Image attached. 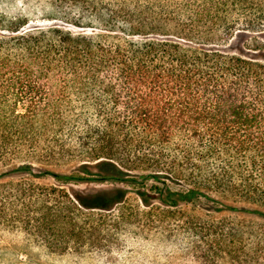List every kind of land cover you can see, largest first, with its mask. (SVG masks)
Segmentation results:
<instances>
[{"label":"trees","instance_id":"16d2710c","mask_svg":"<svg viewBox=\"0 0 264 264\" xmlns=\"http://www.w3.org/2000/svg\"><path fill=\"white\" fill-rule=\"evenodd\" d=\"M52 2L95 17L98 33L24 31V21L0 17L9 32L0 29V177L150 185L165 208L263 212L264 63L207 47L264 32V0ZM69 151L86 158L79 174L12 164L21 153L33 160ZM126 193L77 195L69 210L109 211ZM59 209L42 206L51 224L42 216L37 228L58 227L68 251L83 228Z\"/></svg>","mask_w":264,"mask_h":264},{"label":"rangeland","instance_id":"374dc122","mask_svg":"<svg viewBox=\"0 0 264 264\" xmlns=\"http://www.w3.org/2000/svg\"><path fill=\"white\" fill-rule=\"evenodd\" d=\"M1 16L7 21H24V31L52 26L72 34L93 35L99 28L95 17L71 6L58 8L52 0H0ZM6 26L0 23L4 35L9 34ZM207 48L264 63V32L220 36ZM84 160L70 151L33 160L21 153L12 164L33 161L36 174L44 169L75 175L82 171ZM148 186L67 183L50 175L35 178L7 173L0 177V264H264V204L259 206L263 212H222L196 202L170 209L160 205ZM113 188H124L127 193L109 211L69 210V201L75 196ZM55 202L62 216L71 215L83 228V239L72 237L74 247L68 251L62 250L58 227L37 228L42 216L51 224L48 212H42L41 207ZM65 222L62 219L58 224L66 228ZM55 243L61 249H55Z\"/></svg>","mask_w":264,"mask_h":264}]
</instances>
